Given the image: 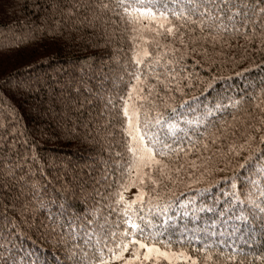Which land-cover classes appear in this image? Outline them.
Masks as SVG:
<instances>
[{
  "label": "trees",
  "instance_id": "trees-1",
  "mask_svg": "<svg viewBox=\"0 0 264 264\" xmlns=\"http://www.w3.org/2000/svg\"><path fill=\"white\" fill-rule=\"evenodd\" d=\"M101 3H108L109 9L97 7ZM159 3L161 10H166L165 4L173 8L172 0ZM114 8L112 0H0V261L89 264L97 236H92L89 247L85 238L73 240L66 234L67 223L75 219L87 230L97 208L101 209L97 220L107 219L116 242H120L126 225L122 212L113 211L117 206L112 193L128 178L125 169L130 157L128 138L122 131L126 119L121 97L136 83L130 73L137 71L133 57L139 53L145 63L160 58L155 70L161 80L171 81L173 91L167 93L151 75L148 84L156 85L161 98L174 96L167 100L174 107L187 100L196 109L181 110L184 120L180 127L187 130V137L180 131L170 135L167 128L160 132V138L176 150L157 156L167 165L168 179L160 177L157 170L162 183L155 192L145 181L143 190L160 197L152 204L162 206L180 197L183 204L178 207V201L169 213L175 216L176 211L190 210L193 205L188 200L195 196L197 208L215 205L223 210L225 201L232 203L235 193L241 203L234 205L230 215L240 216L243 211L247 217L241 221L220 217L219 211H204L196 213L194 223L191 213L187 218L181 215L177 223L203 229L207 221L209 229L185 232L172 250L184 251L198 264H264V212L250 203L259 205L264 192V172L258 174V169L264 168V144L260 141L264 133L255 131L256 127L264 129L260 123L264 119V27L249 24L242 32L224 31L214 40L211 29H204L209 33L205 36L189 25L195 31L180 29L186 33L181 45L167 35L157 37L151 31L157 27L155 22L142 19L132 23L122 9ZM174 10H179L178 3ZM169 19L177 25L182 22ZM144 48L148 57L142 55ZM140 69L143 78L145 64ZM177 85L183 94L175 91ZM147 92L146 84L143 94ZM149 99L154 103L134 101L142 105V120L145 109H154L153 117L156 111L171 115L155 91ZM230 101L239 103L232 106ZM218 102L229 106L216 111ZM205 106L215 115L196 123L206 112ZM249 136L254 139L235 155L234 150ZM250 153L253 159L241 169ZM196 189L209 191L197 194ZM149 195L144 197L143 212L138 211L139 204L133 207L138 215L153 218L156 214L149 209ZM123 207L121 204L118 209ZM225 220L227 223L221 222ZM212 221H218L214 227ZM152 231L146 227L145 235ZM178 233L179 229L172 236L174 242L181 239ZM100 241L103 251L95 254L98 260L108 261V249L114 247L111 237L106 247L102 236ZM167 241L165 235L155 246L163 250ZM147 243L152 244V239ZM74 245H84L89 255L85 257ZM209 255L212 259L206 260ZM232 255L235 260L229 259Z\"/></svg>",
  "mask_w": 264,
  "mask_h": 264
},
{
  "label": "snow or ice",
  "instance_id": "snow-or-ice-1",
  "mask_svg": "<svg viewBox=\"0 0 264 264\" xmlns=\"http://www.w3.org/2000/svg\"><path fill=\"white\" fill-rule=\"evenodd\" d=\"M115 8L112 9H122L123 13L127 15L128 19L132 23L139 22L142 19H146L150 22H155L157 27L152 28L151 31L155 33L157 37H161L167 35L172 37L174 40H178L181 45L185 43V35L184 31L180 29H187L192 32L195 29L189 28V25H195L196 28H199L202 33H204L205 28L211 29L213 39H217L218 35L224 31H234V32H242L243 29H246L249 24L257 25L260 24L261 27H264V0H255V3H250L249 0H172L173 8H168L167 4L163 5V8L166 10H161V6L159 0H134V2H129V0H112ZM179 4V10H174ZM101 10H108V3L98 4ZM169 16L175 17L177 21H182L179 25L174 24ZM227 21V23H226ZM147 28V25H144ZM255 28L253 29V32ZM209 33H204L207 36ZM141 39H145L141 37ZM157 46H159V41H155ZM193 42H195V38H193ZM173 52L178 51V49L173 48ZM143 57H148L150 55L147 48L143 49L142 53ZM137 71L134 74L130 73L132 79L136 81L134 85L130 84L128 89V95L121 97L123 101L122 114L126 119L125 125L122 127V131L125 133L127 139L126 149L130 154L129 161L127 162V167L125 169L127 173V179L125 182H122L118 185V188L115 192L112 193V196L115 197V205L117 208H113V211L119 210L123 214V223L126 225V228L123 231V234L120 237V242L117 243V237L115 232H111L109 229L108 220L105 219L102 222L97 220V216L100 215L101 209H95V214L92 220H89L88 228L85 230V225L79 224L77 225V221L75 219L68 221L67 227L69 229L67 235L73 240L78 237H83L84 244L90 245V240L92 236H97V247L94 249L92 253V259L89 264H108L107 261L102 258L98 260L95 252L103 251V248L100 247L101 241L100 237L104 238V247L109 243V237H111V242L114 247L109 248L108 251L111 253V260L122 261L123 264H133L134 261H138L139 264H160V261H167L168 264H174V261L177 259H182L184 261H190L191 264H198V261L192 258L189 255H186L184 251H173L172 245L173 243H181L183 240V236L185 232L194 233V232H207L209 229V225L207 221L205 222V227L203 229L200 228H188L187 222L183 225L177 223V218L183 215L184 218H187L191 213L193 217V222L196 223V213L198 212H210L216 213L219 211L220 217L228 216L229 219L236 220H246L247 217L244 215L243 211L240 216H231L230 213L235 210L234 205L236 203H241L239 197L233 193V202L229 203L225 201V208L223 210L218 209L215 205L205 206L201 205V207L197 208L195 206L196 197L193 196L188 200V203L192 204L193 207L181 213L180 211H176L175 216L170 215L169 213L173 209V205L179 204L177 206L183 204V201L180 197H177L175 200L171 202L164 203L162 206L160 204H152V200L159 201L160 197L151 196L143 189L146 186L145 181L147 180L153 185L152 191L155 192L157 186H159L162 181L161 179L156 177L157 170L159 171L160 177L164 179H168V176L165 174V169L167 165L163 164V161L158 159L157 156L163 157L168 155L170 151H175L176 149H172L170 144L166 143L164 139L160 138V132L162 129L167 128L168 134H174L175 131L184 132L187 137V130L180 127V121L184 120V114L181 110L188 109V111H196L191 107L189 101L184 100L181 101L178 107H174L167 103L168 99L174 100V96H165L163 98L160 97V93L156 91L155 84H148L149 75H151L158 83L163 84L165 87V91L167 93H172L173 89L169 86L171 81L161 80L160 74H158L155 70V65L160 63L159 56L153 63H145L141 58L139 53L134 55L133 57ZM167 63H173V61H168ZM145 64V68L147 69V73L143 74L140 69V65ZM171 75V73H169ZM175 79V77H173ZM147 84L148 92L147 95H144V86ZM211 87V85H209ZM156 92V96L158 99H162L164 102L165 108L170 110L171 115L165 116L162 111H156L155 116L151 115V112L154 109H145L143 111V120L141 119V110L142 105L138 106L134 101H144L148 100L149 103H154V101L149 98L153 95V92ZM176 92H180L183 94V89L178 85L175 89ZM196 98H192V102H195ZM113 101L109 99V103ZM232 106H235L239 101L229 102ZM229 105H224L222 103H217L216 111H219L223 108L228 107ZM206 107V112L203 114L201 120H197L196 123H200L203 120H207L208 116L215 115L213 109ZM185 123H193L192 121H184ZM261 124H264V119H261ZM155 128V131L152 129ZM256 132L264 133V129L260 127L255 128ZM178 139H183L179 138ZM254 139L253 136H249V139L244 142V144L240 145L239 150H234V154L239 156L240 152L245 149V145H248L249 142ZM189 142L191 141V137H188ZM147 141V142H146ZM260 141L264 144V134L260 136ZM177 148L180 151H183L182 148ZM264 151V149H262ZM253 159L251 153L248 157L245 158L244 163L240 165L241 169L245 167ZM155 166H159L158 169L154 168ZM133 169L135 172L133 173ZM147 169V171H145ZM177 171H179L177 169ZM259 172H264V168L258 169ZM261 180L264 181V177H261ZM138 182V192L134 199L131 201L125 199L124 193L127 189L136 184ZM176 183L175 181H172ZM252 186L254 188L257 187L255 181L252 182ZM264 186V185H262ZM259 190V189H257ZM209 189H196L195 192L200 194L201 192H208ZM149 195V209L155 211V217L149 218L144 215H138L137 210L133 207L136 204L140 205L139 212H143L144 205V197ZM181 197L183 194H180ZM228 195V193H225ZM216 203H219L217 200ZM253 207H259L261 212H264V192H261L260 195V204L256 205L254 201H250ZM123 204L124 207L122 209H118V206ZM112 206V202L110 201L108 207ZM111 215V213H109ZM163 217V219H160ZM218 221H212V227L216 225ZM222 223H227V221H221ZM146 227H150L152 232L149 235H145ZM177 229H179L180 240L173 241L172 236L177 234ZM237 229H233L232 234L234 235ZM213 236L215 232L211 233ZM167 235L168 241L164 244L163 250L161 247L155 246V242L157 240H163V237ZM224 233H221L223 236ZM151 238L153 243L148 244V239ZM213 245H206L205 247H212ZM74 247L81 248L84 253V256L87 257L89 255L87 249L84 245H74ZM205 249H200L203 252ZM233 253L236 252V249H232ZM131 252V258H126L125 253ZM75 255V253H73ZM222 256L223 253H220ZM38 260V257L36 258ZM212 257L209 255L206 257V260H211ZM231 260H235V255L229 257ZM257 259H261L257 257ZM0 264H6L5 261H0ZM15 264V261H13ZM35 264V260L33 261ZM77 264H83L82 261H78ZM241 264L243 262L241 261Z\"/></svg>",
  "mask_w": 264,
  "mask_h": 264
},
{
  "label": "rangeland",
  "instance_id": "rangeland-1",
  "mask_svg": "<svg viewBox=\"0 0 264 264\" xmlns=\"http://www.w3.org/2000/svg\"><path fill=\"white\" fill-rule=\"evenodd\" d=\"M138 192V182L136 184H133L132 186H130L127 191L124 193L125 195V199L131 201L132 199H134L137 195ZM126 258H131L132 253L131 252H126L125 254ZM180 261H184L182 259H177L176 261H174V263L180 262ZM108 264H123L122 261H116V260H111V258L107 261ZM138 262V261H134L133 263Z\"/></svg>",
  "mask_w": 264,
  "mask_h": 264
}]
</instances>
